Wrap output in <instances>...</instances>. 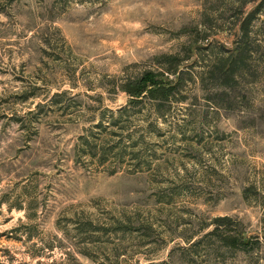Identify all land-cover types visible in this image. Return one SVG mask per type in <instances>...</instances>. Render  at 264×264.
Masks as SVG:
<instances>
[{
  "label": "rangeland",
  "instance_id": "rangeland-1",
  "mask_svg": "<svg viewBox=\"0 0 264 264\" xmlns=\"http://www.w3.org/2000/svg\"><path fill=\"white\" fill-rule=\"evenodd\" d=\"M0 264H264V0H0Z\"/></svg>",
  "mask_w": 264,
  "mask_h": 264
},
{
  "label": "trees",
  "instance_id": "trees-1",
  "mask_svg": "<svg viewBox=\"0 0 264 264\" xmlns=\"http://www.w3.org/2000/svg\"><path fill=\"white\" fill-rule=\"evenodd\" d=\"M243 29L245 28L243 27ZM241 55L242 52L238 51L233 62L221 59L217 65L210 67L206 72L213 79L216 76V79L220 80V84L222 85L225 83V79L233 74L234 65L238 63L236 60L240 59ZM161 57L164 59L162 61V65L165 67L163 70H147L141 75L128 78L119 84V91L127 96L128 105H136L148 101L154 103L153 105L156 107H161L167 103H171L180 93L186 81L182 58L178 54H163ZM79 139L82 142H86V138L84 137ZM222 220H229V218L217 217L214 219L216 222ZM241 239L236 235H223L222 241L226 246L237 248L243 244L246 245V242Z\"/></svg>",
  "mask_w": 264,
  "mask_h": 264
}]
</instances>
